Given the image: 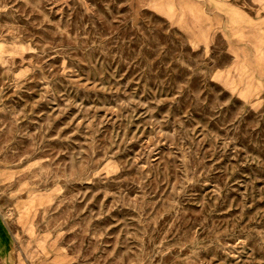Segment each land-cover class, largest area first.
Instances as JSON below:
<instances>
[{
  "label": "rangeland",
  "instance_id": "obj_1",
  "mask_svg": "<svg viewBox=\"0 0 264 264\" xmlns=\"http://www.w3.org/2000/svg\"><path fill=\"white\" fill-rule=\"evenodd\" d=\"M0 264H264V0H0Z\"/></svg>",
  "mask_w": 264,
  "mask_h": 264
}]
</instances>
